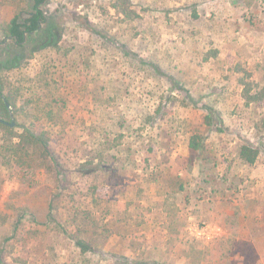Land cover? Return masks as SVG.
Listing matches in <instances>:
<instances>
[{
  "label": "rangeland",
  "instance_id": "374dc122",
  "mask_svg": "<svg viewBox=\"0 0 264 264\" xmlns=\"http://www.w3.org/2000/svg\"><path fill=\"white\" fill-rule=\"evenodd\" d=\"M30 5L0 0L8 121H41L63 165L0 126V264H219L225 240L235 264H264V0H51L10 55L5 27Z\"/></svg>",
  "mask_w": 264,
  "mask_h": 264
},
{
  "label": "trees",
  "instance_id": "16d2710c",
  "mask_svg": "<svg viewBox=\"0 0 264 264\" xmlns=\"http://www.w3.org/2000/svg\"><path fill=\"white\" fill-rule=\"evenodd\" d=\"M30 1V9L22 10L15 14L10 23L5 27V35L8 36V39H10L12 43L11 45L13 47V49H8V53L10 55L14 53L17 54L20 48L24 49L26 46V42H28L29 45L34 44L35 46V38L40 36L48 27L49 21L44 11V5L51 0ZM97 33H99V31L94 30V34ZM58 45V42H51V38L49 37L43 39V44H41L42 47L51 46L54 48L58 47ZM73 49L76 50L77 47L68 48L66 50H62V48L55 49V55H57L58 58L61 59V57H65V55L68 53L71 55ZM58 54L61 55L59 56ZM249 99L253 101L255 99V96L253 94H249ZM6 101L10 103L11 107L15 105V98L13 94L8 91L6 78L0 71V126L6 129L11 134L12 138L18 139L12 144L13 151L19 153L22 151L29 152L31 148L34 151H38L39 149L44 159L47 157L53 159L56 164L63 165L61 164L62 162H60L59 158H56V156L53 155V152L51 150V136L43 127L41 121L34 124V127L23 126L21 132H15V128H12V126L10 125V121H8V119L11 118V114L9 108L6 105ZM51 111H53L52 108L47 110L48 113ZM210 112L212 114L215 113L213 108H210ZM212 114H208L206 116L208 123L212 122ZM190 147L193 150H201L202 142L198 140L197 136L192 137ZM258 156L259 149L252 146L251 144H243L239 151L240 159H242L246 164L249 165L255 163ZM58 175H62L60 176L61 178H59L61 188L71 191L69 193L70 198H68L69 203L72 204L73 208L77 212L85 211L86 208L83 207L86 201L84 200V198L76 197V189H73L74 182L71 174L67 172L65 168H61L58 172ZM77 244L83 251L91 250L92 248L85 240H77ZM216 251L218 252V259L220 261L219 264H235L237 262V259L244 256V253L241 252V249L230 248L229 244H227V240L218 243V249Z\"/></svg>",
  "mask_w": 264,
  "mask_h": 264
},
{
  "label": "water",
  "instance_id": "95a60500",
  "mask_svg": "<svg viewBox=\"0 0 264 264\" xmlns=\"http://www.w3.org/2000/svg\"><path fill=\"white\" fill-rule=\"evenodd\" d=\"M7 38H8V36H5V39H7ZM6 105L10 109V103L8 101H6ZM14 124H15V121H14V118H13V115H12V121L10 122V125L14 126Z\"/></svg>",
  "mask_w": 264,
  "mask_h": 264
}]
</instances>
